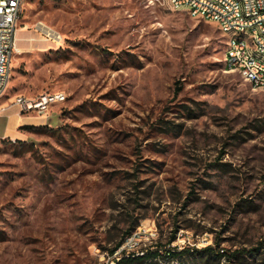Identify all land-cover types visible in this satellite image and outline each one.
Masks as SVG:
<instances>
[{
	"label": "rangeland",
	"instance_id": "obj_1",
	"mask_svg": "<svg viewBox=\"0 0 264 264\" xmlns=\"http://www.w3.org/2000/svg\"><path fill=\"white\" fill-rule=\"evenodd\" d=\"M18 30L0 103L66 99L0 138V264H204L206 246L222 254L206 264H264V90L225 66L215 23L150 0H25Z\"/></svg>",
	"mask_w": 264,
	"mask_h": 264
},
{
	"label": "built area",
	"instance_id": "obj_2",
	"mask_svg": "<svg viewBox=\"0 0 264 264\" xmlns=\"http://www.w3.org/2000/svg\"><path fill=\"white\" fill-rule=\"evenodd\" d=\"M150 1L184 10L191 17L215 23L226 37L225 66L237 70L253 87L264 90V0ZM24 2L0 0V99L6 94L10 81L12 59L16 53L17 21ZM65 99L66 94L62 91L43 92L34 97L16 95L10 105H17L21 113L46 117L53 105ZM7 106L0 107V112Z\"/></svg>",
	"mask_w": 264,
	"mask_h": 264
},
{
	"label": "crops",
	"instance_id": "obj_3",
	"mask_svg": "<svg viewBox=\"0 0 264 264\" xmlns=\"http://www.w3.org/2000/svg\"><path fill=\"white\" fill-rule=\"evenodd\" d=\"M44 29V28H43ZM45 30V29H44ZM46 31V30H45ZM20 30L17 31L18 33V37H17V40H16V37H15V45H16V42L18 43V45H16V49L21 52L22 51V48H21V44H22V41H23V38L22 36L20 35ZM48 32V31H46ZM49 34V32H48ZM32 40V36H27V41L28 40ZM9 85L10 83H8V86H7V89L9 88ZM2 106H5L4 103H0V107ZM3 113H5V121H6V124H5V133H3L1 135L0 138H11V139H27L29 137V131L28 130H25L23 128H21V126L23 125H39V124H33L31 123V121H27L28 119H34V118H45L46 120L48 119L49 117V114L48 116L46 117H43V116H36V115H29V114H24V113H21L20 110H19V107L15 104H11L9 106H7L4 110H2L0 112V115H2ZM29 122V123H28ZM41 124H48L50 125L49 123H41ZM51 127H56V126H52L50 125ZM38 127V126H37ZM13 130V132H15L17 135H22L23 134V138H18L17 136L13 135V134H10L9 132Z\"/></svg>",
	"mask_w": 264,
	"mask_h": 264
},
{
	"label": "trees",
	"instance_id": "obj_4",
	"mask_svg": "<svg viewBox=\"0 0 264 264\" xmlns=\"http://www.w3.org/2000/svg\"><path fill=\"white\" fill-rule=\"evenodd\" d=\"M21 128L28 130V131H34L37 126L34 125H23ZM121 245L120 242H118L114 248L111 249V252L115 251L119 246ZM257 250V248H254ZM252 249H242V250H235L234 252L230 253L229 256L233 258H244L245 256H252L253 255ZM199 261H203L204 264L209 262L213 258H217L218 255H222L220 253H214L211 250V246H206L205 248H202L201 250L197 251ZM148 254H135L134 252H123L122 255L115 261L114 264H134L136 261H143Z\"/></svg>",
	"mask_w": 264,
	"mask_h": 264
},
{
	"label": "bare ground",
	"instance_id": "obj_5",
	"mask_svg": "<svg viewBox=\"0 0 264 264\" xmlns=\"http://www.w3.org/2000/svg\"><path fill=\"white\" fill-rule=\"evenodd\" d=\"M43 28H44L46 31H48L49 34H50L51 36H53V37H55V38H58V37H59L53 29H51V28H47V27H45V26H43ZM46 31H45V32H46Z\"/></svg>",
	"mask_w": 264,
	"mask_h": 264
}]
</instances>
